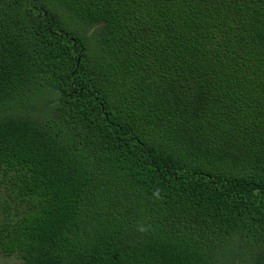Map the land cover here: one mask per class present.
<instances>
[{"label":"trees","instance_id":"1","mask_svg":"<svg viewBox=\"0 0 264 264\" xmlns=\"http://www.w3.org/2000/svg\"><path fill=\"white\" fill-rule=\"evenodd\" d=\"M264 264V0H0V264Z\"/></svg>","mask_w":264,"mask_h":264},{"label":"rangeland","instance_id":"2","mask_svg":"<svg viewBox=\"0 0 264 264\" xmlns=\"http://www.w3.org/2000/svg\"><path fill=\"white\" fill-rule=\"evenodd\" d=\"M1 264H21L16 258H3L1 257Z\"/></svg>","mask_w":264,"mask_h":264}]
</instances>
